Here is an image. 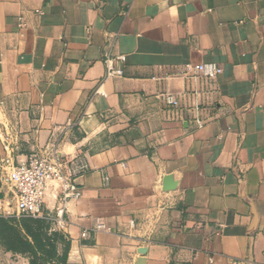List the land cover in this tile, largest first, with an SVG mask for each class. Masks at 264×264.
I'll list each match as a JSON object with an SVG mask.
<instances>
[{"label": "crops", "instance_id": "0c3cea01", "mask_svg": "<svg viewBox=\"0 0 264 264\" xmlns=\"http://www.w3.org/2000/svg\"><path fill=\"white\" fill-rule=\"evenodd\" d=\"M189 63L222 67L214 90ZM55 146L82 190L66 264H264V0H0V199Z\"/></svg>", "mask_w": 264, "mask_h": 264}, {"label": "built area", "instance_id": "2783aa9c", "mask_svg": "<svg viewBox=\"0 0 264 264\" xmlns=\"http://www.w3.org/2000/svg\"><path fill=\"white\" fill-rule=\"evenodd\" d=\"M118 61H124V57H114L112 54L104 57L107 79L117 77L116 63ZM222 73V67L216 63H189L178 72V75L201 80L214 90L215 83ZM161 97L165 104L173 109L181 106V97L177 94L166 92ZM73 165L74 160L66 159L57 146L32 154L26 163L14 167L10 172L8 180L13 187L12 198L8 201L0 199V210H3L6 205L9 208L8 211H4L7 218L47 219L63 230L66 226L64 215L68 203L82 198V190L73 180ZM84 168L86 167L82 169ZM54 182L59 184L60 192V207L56 216L46 214L44 211L48 192ZM13 203L15 211L12 212L10 209ZM94 230L95 232L108 231V228L102 223H97ZM88 236V231L82 233L83 238Z\"/></svg>", "mask_w": 264, "mask_h": 264}, {"label": "trees", "instance_id": "16d2710c", "mask_svg": "<svg viewBox=\"0 0 264 264\" xmlns=\"http://www.w3.org/2000/svg\"><path fill=\"white\" fill-rule=\"evenodd\" d=\"M45 226L50 228L47 219L0 217V244L8 252L28 255L31 258V264H38L41 258L50 254L46 249L49 243L54 250V260L58 264H66L69 245H66L62 255H58L54 243L46 242L49 239L44 231ZM51 235L60 237L57 232Z\"/></svg>", "mask_w": 264, "mask_h": 264}, {"label": "rangeland", "instance_id": "374dc122", "mask_svg": "<svg viewBox=\"0 0 264 264\" xmlns=\"http://www.w3.org/2000/svg\"><path fill=\"white\" fill-rule=\"evenodd\" d=\"M14 203L12 204V208H14ZM14 211V210H13ZM50 223V228H48L47 226H45L44 228V231L45 233H47V237L49 240H46V242H53L55 247H56V251H57V254L58 255H62L64 253V250L62 252V254H59V251H58V244L63 241L61 240L60 238L58 237H54L52 236L51 234L52 233H59V230L57 229L58 227H54L53 225V222L52 221H49ZM55 228V230H54ZM1 247H3L1 244H0ZM4 248V247H3ZM65 248V247H64ZM46 249L47 251L50 252V254H47L44 256V258H41L39 261H38V264H58V262H56L54 260V250L53 248L51 247V245L48 243L47 246H46ZM14 254V253H13ZM41 254V253H40ZM17 255H22V254H17ZM24 256H28V255H24ZM28 258L30 259V264H31V258L28 256ZM0 264H24V262L22 261V259H15V258H6L2 255H0Z\"/></svg>", "mask_w": 264, "mask_h": 264}, {"label": "water", "instance_id": "95a60500", "mask_svg": "<svg viewBox=\"0 0 264 264\" xmlns=\"http://www.w3.org/2000/svg\"><path fill=\"white\" fill-rule=\"evenodd\" d=\"M174 183L172 182V179L169 177V178H166L164 180V189L166 191L174 188ZM141 254V257H138L135 264H146V258H145V254H146V249H141L140 252Z\"/></svg>", "mask_w": 264, "mask_h": 264}]
</instances>
